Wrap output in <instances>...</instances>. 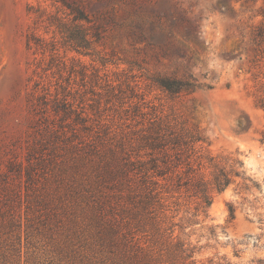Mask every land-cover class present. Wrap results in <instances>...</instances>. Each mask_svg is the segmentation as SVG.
Listing matches in <instances>:
<instances>
[{
	"label": "rangeland",
	"instance_id": "rangeland-1",
	"mask_svg": "<svg viewBox=\"0 0 264 264\" xmlns=\"http://www.w3.org/2000/svg\"><path fill=\"white\" fill-rule=\"evenodd\" d=\"M74 5L92 19L91 55L71 49L58 27L75 24ZM261 34L264 0H0V264H112L87 226L108 182H96L76 146L88 130L97 142L108 129L115 143L152 125L150 115L120 121V105L134 102L244 161L248 178L214 194L207 225L187 228L195 259L264 264ZM158 74L203 87L171 95L152 83ZM89 182L91 200L78 205L74 192Z\"/></svg>",
	"mask_w": 264,
	"mask_h": 264
},
{
	"label": "trees",
	"instance_id": "trees-1",
	"mask_svg": "<svg viewBox=\"0 0 264 264\" xmlns=\"http://www.w3.org/2000/svg\"><path fill=\"white\" fill-rule=\"evenodd\" d=\"M72 10L75 24L59 19L58 27L71 49L91 55L96 42L90 31L92 19L77 5ZM78 20L85 24L80 26ZM151 80L171 95L203 87L195 80L170 75L158 74ZM126 98L123 96L124 104L129 103ZM134 103L129 104L131 108L120 105V121L139 117L138 121L145 122L150 115L152 125L126 134L122 131L115 143L107 141L108 129L96 137L97 142L95 138L90 141V130L86 136L80 134L76 148L81 160L94 167L96 182L98 177L108 182L92 198L87 226L96 225L98 243L115 254L110 257L112 264H205L195 259L197 246L186 230L207 225L215 193L248 178L244 161L233 152H213L208 138L197 128L163 118L157 107L147 111L145 105ZM91 178L87 175V180ZM93 189L89 182L75 190L78 205L89 204ZM229 208L230 219H234L235 209Z\"/></svg>",
	"mask_w": 264,
	"mask_h": 264
}]
</instances>
